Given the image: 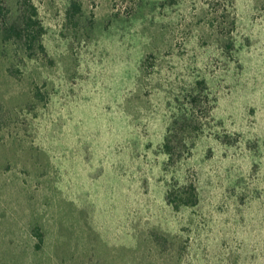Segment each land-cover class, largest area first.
<instances>
[{
  "label": "rangeland",
  "instance_id": "rangeland-1",
  "mask_svg": "<svg viewBox=\"0 0 264 264\" xmlns=\"http://www.w3.org/2000/svg\"><path fill=\"white\" fill-rule=\"evenodd\" d=\"M0 10V264H264V0Z\"/></svg>",
  "mask_w": 264,
  "mask_h": 264
},
{
  "label": "trees",
  "instance_id": "trees-1",
  "mask_svg": "<svg viewBox=\"0 0 264 264\" xmlns=\"http://www.w3.org/2000/svg\"><path fill=\"white\" fill-rule=\"evenodd\" d=\"M35 14H36V10H34V12H33V15H35ZM36 23H37V21L34 20L32 17H30V20H29V23H28L29 27H35L36 26ZM13 31H15V30H13ZM18 35L20 37V34L19 33H18ZM37 36H40L39 32H38V35ZM32 37H34V39H36V36H32ZM40 49L42 51H44L43 44H40ZM174 135L175 134H173V130L172 129L171 130L169 129L168 135L165 138V149H166V152H167V154L169 156V160H172L173 159L172 158V155H173L174 147L172 145V141H173ZM186 205H188V204L186 203ZM33 233H34V237L38 240L37 247H41L43 245V243H44V235H43V233L41 232V230H40L39 227H36L34 229V232Z\"/></svg>",
  "mask_w": 264,
  "mask_h": 264
}]
</instances>
